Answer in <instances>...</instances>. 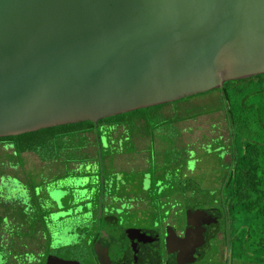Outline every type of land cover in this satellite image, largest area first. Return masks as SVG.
<instances>
[{"label": "water", "instance_id": "water-1", "mask_svg": "<svg viewBox=\"0 0 264 264\" xmlns=\"http://www.w3.org/2000/svg\"><path fill=\"white\" fill-rule=\"evenodd\" d=\"M261 73L264 0H0V136Z\"/></svg>", "mask_w": 264, "mask_h": 264}, {"label": "flooded vegetation", "instance_id": "flooded-vegetation-1", "mask_svg": "<svg viewBox=\"0 0 264 264\" xmlns=\"http://www.w3.org/2000/svg\"><path fill=\"white\" fill-rule=\"evenodd\" d=\"M7 147L11 146L0 138V150L5 151ZM12 154L18 157L22 166V154L13 151ZM118 154L121 153L107 156L102 162L104 166L107 167V158L114 161ZM78 162L80 167L82 162ZM6 167L7 161L0 157V264H216L227 254L225 232L216 233L212 246L207 232L209 224L205 223V216L196 214V210L202 207H188L189 201L180 192L172 201L161 196L157 205L164 206L161 207L163 214L159 210L148 217L138 210L137 215L131 217L133 220L126 221L127 213L141 209L142 202L121 188L117 190L113 173L106 181L103 174L98 176L100 187L96 193L86 186L87 176L81 169L75 170L74 175L64 170L52 178L43 176L40 181H34L31 173L22 180L20 176L7 172ZM76 177L84 179L79 190L86 191L85 199L79 202L74 196L75 187L59 185L61 179ZM39 182L45 187L40 193L45 195L44 205L49 199L52 207L40 216L44 229L40 230L38 225L37 243L30 245L23 234V219H19V213L13 208H22L23 211L28 208L29 211L40 205L35 201ZM14 190L19 195L25 193L27 198L15 201L12 197ZM181 192L185 194L182 189ZM61 194V204L51 198V195ZM24 199L28 201L24 203ZM187 209L195 213H189ZM53 212L64 214L54 219ZM167 238L172 240L168 247ZM219 240L223 242L221 255Z\"/></svg>", "mask_w": 264, "mask_h": 264}, {"label": "rangeland", "instance_id": "rangeland-1", "mask_svg": "<svg viewBox=\"0 0 264 264\" xmlns=\"http://www.w3.org/2000/svg\"><path fill=\"white\" fill-rule=\"evenodd\" d=\"M253 101L258 104L256 96L247 98L246 103H252ZM171 108L173 109V107L167 106L161 112L164 115H172ZM174 109L176 113L172 117L174 123L159 127L157 130L149 129L148 135L144 134L143 137L134 139L136 146L134 152L128 151L131 153L118 154L114 161H108L107 158L106 172L117 175L118 190L121 188L122 191L130 193L129 196H136L142 202L141 209L131 210L127 213L126 221L133 220L134 218L131 217L137 215L138 210L141 215L145 213L146 216L151 217L154 211H159L161 207H164L161 204L157 205L161 196H165L167 200L172 201L179 192L180 195H184L185 200L192 203L202 201L208 202L206 205L214 204V199H218V196H220L222 181L229 166V148L232 140L236 144L237 151L242 143L246 141L264 140V132H261L262 127L258 123V115L255 116L257 121H254L251 111L246 109L242 117L247 120L252 119V122L247 126H235L236 133L234 128H230L222 110L220 94L216 90L194 96L185 102L179 103ZM261 119H264V114H262ZM125 134L130 136L131 133L126 130ZM135 134L132 133L131 135ZM103 145H106L105 140H103ZM106 147L111 152L114 150L109 145ZM75 153H79V151H75ZM21 154L22 166L18 162V157L12 154L11 147H7L5 151L0 150V157L7 161V172L20 176L22 180H25L30 173L32 174L31 179L34 181L36 179L40 181L43 176L52 178L64 170L72 175L75 172L74 169L79 165L78 161L64 163L62 158L43 161L32 152ZM13 163L16 164L13 165ZM67 164L68 166L65 167ZM68 168L73 170H68ZM113 178L114 176H112ZM83 183L84 179H78L77 177L59 181L60 186L75 187L74 196L78 202L85 199L86 191L79 190V186ZM43 189H45L44 184L39 182L36 188L35 201L40 202L42 205H35L29 211L28 208L25 211L22 208H13L19 213V219H23V234L30 245L37 243L38 235H35V233L38 225L40 230L43 231L44 229V223L42 225L40 222V216L45 213L47 208L52 207L49 199L44 205L43 197L45 195L40 194ZM181 189L183 192L185 191V194L181 192ZM166 193L169 194L163 195ZM62 196L63 194L56 195V197L51 195V198L61 204ZM12 197L15 198V201L20 200L21 197L27 198L25 193L19 195L16 191L13 192ZM89 198L88 195L87 199ZM27 201L28 199H24V203ZM80 209H82V206ZM119 210L118 213H120ZM160 213H162V210ZM61 214L64 213L61 212ZM61 214L53 212L52 217L57 219ZM241 217L243 220H235L233 228L238 231V234L253 235L255 233L253 227L255 230L258 229L255 219L249 213L243 214ZM136 218L139 217L136 216ZM253 221L252 227L250 222ZM71 222L73 221L71 220ZM244 223L247 225H242ZM218 243L221 251L219 255H221L223 242L219 240ZM259 254L263 255L264 253L260 252ZM248 263L247 260H238V264ZM216 264H236V262L232 256L227 255L224 258L221 257L220 262L216 261Z\"/></svg>", "mask_w": 264, "mask_h": 264}, {"label": "trees", "instance_id": "trees-1", "mask_svg": "<svg viewBox=\"0 0 264 264\" xmlns=\"http://www.w3.org/2000/svg\"><path fill=\"white\" fill-rule=\"evenodd\" d=\"M215 90L220 94L222 110L231 129L238 125L247 126L252 122V119L247 120L242 117L246 109L251 111L254 121H257L255 116L258 115L261 132H264V119H261L264 114V73L228 80L222 88L211 89L208 92ZM206 93L207 91L172 102L110 115L98 119L97 122L79 121L0 138L5 139L12 147V151L18 155L23 152H32L42 160L62 158L65 161H81V166L74 171L81 169L87 176L86 186L98 193L100 187L98 176L103 174L106 181L112 175L106 172L107 167L102 163L107 156L118 152H134L136 150L134 139L141 138L144 134L148 135L149 129L157 130L159 127L174 123L172 118L176 114L174 107L194 96ZM251 96L257 97L258 104L254 101L246 103L247 98ZM167 106L173 107L172 115H164L161 112ZM126 130L136 134L127 136ZM234 132L236 133V130ZM103 140L106 141V145H103ZM108 145L114 149L112 152L107 149ZM229 153V166L225 171L218 199L215 198L214 204L211 205H206L208 202L189 201L187 206L202 207L196 210L198 212L196 214L200 217L205 216V223L209 224L207 232L212 246L216 233L225 232L227 235L225 245L228 248L225 256H232L236 264L238 260H247L248 264H264V254H259L264 253V140L246 141L242 143L238 151L232 140ZM112 176L118 187L117 175ZM187 211L195 213L192 209ZM247 213L253 216L258 226L255 230L254 221L250 222L255 231L254 233L252 230L254 234H249L250 236L238 234V231L233 228L235 220L241 219V216Z\"/></svg>", "mask_w": 264, "mask_h": 264}]
</instances>
